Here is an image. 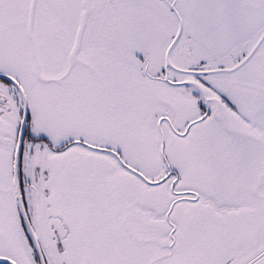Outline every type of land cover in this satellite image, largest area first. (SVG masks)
I'll return each mask as SVG.
<instances>
[{"label":"snow or ice","instance_id":"1","mask_svg":"<svg viewBox=\"0 0 264 264\" xmlns=\"http://www.w3.org/2000/svg\"><path fill=\"white\" fill-rule=\"evenodd\" d=\"M0 264H264V0H0Z\"/></svg>","mask_w":264,"mask_h":264}]
</instances>
